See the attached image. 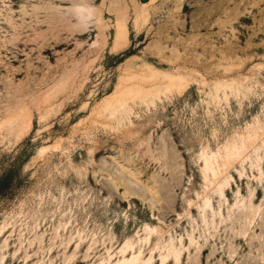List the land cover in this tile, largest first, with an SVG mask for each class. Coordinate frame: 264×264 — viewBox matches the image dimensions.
Wrapping results in <instances>:
<instances>
[{
  "label": "rangeland",
  "instance_id": "obj_1",
  "mask_svg": "<svg viewBox=\"0 0 264 264\" xmlns=\"http://www.w3.org/2000/svg\"><path fill=\"white\" fill-rule=\"evenodd\" d=\"M93 3L0 0V264H264V0Z\"/></svg>",
  "mask_w": 264,
  "mask_h": 264
},
{
  "label": "clouds",
  "instance_id": "obj_2",
  "mask_svg": "<svg viewBox=\"0 0 264 264\" xmlns=\"http://www.w3.org/2000/svg\"><path fill=\"white\" fill-rule=\"evenodd\" d=\"M59 11L62 12L68 29L73 33L85 32L100 21V11L93 0H68L67 8Z\"/></svg>",
  "mask_w": 264,
  "mask_h": 264
},
{
  "label": "bare ground",
  "instance_id": "obj_3",
  "mask_svg": "<svg viewBox=\"0 0 264 264\" xmlns=\"http://www.w3.org/2000/svg\"><path fill=\"white\" fill-rule=\"evenodd\" d=\"M152 2V1H151ZM150 4V3H149ZM142 6H144V7H146V6H148V4H146L145 3V5L143 4ZM143 7V9H145ZM147 8V7H146ZM140 12V11H139ZM147 13V12H146ZM139 15V14H138ZM123 17V16H122ZM143 17V16H142ZM118 20V19H117ZM122 20H126V19H123L122 18ZM137 21V20H136ZM118 24H117V26H118V28H117V35H118V37L119 38H121L122 36H127L126 34H127V26H126V24L124 23V22H122V21H118L117 22ZM123 38V37H122ZM171 75V74H170ZM174 81H175V79H173V78H171V82L174 84ZM178 81V80H177ZM166 83V82H165ZM134 90V89H133ZM135 90H137V88L135 89ZM144 90V89H143ZM140 91V90H139ZM136 93V92H135ZM144 93V92H143ZM142 93V94H143ZM134 94V93H133ZM119 97H121V96H119ZM118 99V98H117ZM116 98H115V100H117ZM121 99V98H120ZM114 100V101H115ZM116 102V101H115ZM209 161V160H208ZM211 161V160H210ZM207 165L209 166V163H207ZM211 166V165H210ZM210 166H209V168H210ZM213 168V167H212ZM212 170V169H211ZM214 170V169H213Z\"/></svg>",
  "mask_w": 264,
  "mask_h": 264
},
{
  "label": "trees",
  "instance_id": "obj_4",
  "mask_svg": "<svg viewBox=\"0 0 264 264\" xmlns=\"http://www.w3.org/2000/svg\"><path fill=\"white\" fill-rule=\"evenodd\" d=\"M4 182H6V181H8L9 180V178L8 177H4Z\"/></svg>",
  "mask_w": 264,
  "mask_h": 264
}]
</instances>
